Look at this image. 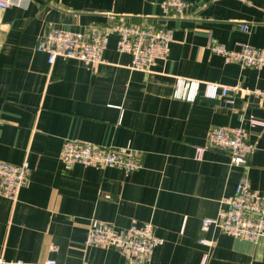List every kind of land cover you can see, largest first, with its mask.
Listing matches in <instances>:
<instances>
[{
    "label": "crops",
    "instance_id": "0c3cea01",
    "mask_svg": "<svg viewBox=\"0 0 264 264\" xmlns=\"http://www.w3.org/2000/svg\"><path fill=\"white\" fill-rule=\"evenodd\" d=\"M0 9V161L28 163V184L13 201L0 196V257L9 264H125L114 246L86 245L93 219L116 230L152 224L163 243L150 264H264V238L240 240L211 226L241 180L264 196V98L210 99L206 85L264 92V67L226 64L210 43L264 48V0H186L167 18L164 0H9ZM173 29L166 60L148 73L110 36L96 65L38 52L52 30L87 34L118 24ZM243 26L247 29L244 30ZM199 81L195 102L173 98L176 79ZM244 127L255 145L248 168L209 148L212 128ZM125 149L142 167L67 170L65 141ZM198 149H204L202 153ZM205 241V243H203Z\"/></svg>",
    "mask_w": 264,
    "mask_h": 264
},
{
    "label": "built area",
    "instance_id": "2783aa9c",
    "mask_svg": "<svg viewBox=\"0 0 264 264\" xmlns=\"http://www.w3.org/2000/svg\"><path fill=\"white\" fill-rule=\"evenodd\" d=\"M12 5L9 0H0V9ZM162 8L167 18H178L188 8L186 0H164ZM246 30L247 27L243 26ZM117 37V50L132 57V69L148 73L157 62L166 60L174 42L173 29L165 26L147 27L135 24H118L110 29L92 27L87 34L64 30H52L37 45L38 52L48 56L50 66L58 58L75 59L87 64L104 62L110 36ZM212 53L223 57L226 64H238L243 67L260 69L264 67V48L242 45L238 50H229L223 44L210 43ZM201 83L192 79L178 77L175 81L173 98L180 101L195 102ZM264 98L259 90L246 91L239 86L206 85V96L210 99L224 98L227 104H233L232 94H249ZM252 127H264V123L251 119ZM209 148L228 153L235 167L248 168L250 155L255 145L249 141V133L244 127L230 129L215 127L209 133ZM204 149H198L202 153ZM61 161L67 170L75 165L97 169L120 168L132 172L142 167L140 156L125 149L102 147L82 141H65ZM31 170L28 163L12 165L0 161V196L13 201L18 199L21 190L28 184ZM211 226L218 227L223 233L255 242L264 238V196L252 190L245 180H241L234 192L224 202L216 219H206L202 230ZM163 243L152 224L142 226L132 224L127 229L116 230L107 222L93 219L90 223L86 245L100 248L114 246L126 258L125 264H150L156 247ZM205 243V241H203ZM0 264H9L0 257ZM47 264H55L49 262Z\"/></svg>",
    "mask_w": 264,
    "mask_h": 264
}]
</instances>
